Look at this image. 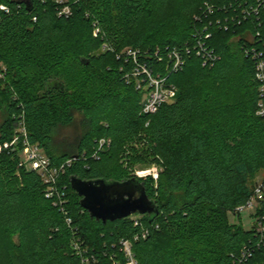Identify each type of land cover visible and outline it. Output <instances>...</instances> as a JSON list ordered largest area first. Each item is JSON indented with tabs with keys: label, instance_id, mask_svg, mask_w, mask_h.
Here are the masks:
<instances>
[{
	"label": "trees",
	"instance_id": "1",
	"mask_svg": "<svg viewBox=\"0 0 264 264\" xmlns=\"http://www.w3.org/2000/svg\"><path fill=\"white\" fill-rule=\"evenodd\" d=\"M260 1L70 0L72 15L65 18L58 17L54 0H0V111L6 115L0 127V264H82L76 239L95 264H113L112 257L124 264L119 241L133 239L141 227L149 235L134 244L140 264H238L245 247L253 255L244 264H264V235L256 224L246 230L237 211L253 196L255 175L264 171L259 86L254 63L242 51L254 32L264 36V7L257 16L242 17L243 9L251 12ZM206 4L213 13L204 14ZM217 20H228V30ZM204 27L220 61L204 67L193 55L181 71L170 73L168 51L193 46ZM128 49L140 51L139 63L178 89L173 103L156 114L143 113L144 91L134 78L127 81L135 68ZM77 108L90 115L92 129L77 155L56 156L49 146L53 128L69 123ZM22 120L31 143L54 164L75 159L57 184L72 227L46 198L37 174L19 169L21 179L16 175L19 158L8 144ZM142 133L165 168L157 188L153 179L130 176L118 161ZM101 139L112 144L96 160ZM128 154L132 162L145 161L135 151ZM72 177L136 178L159 214L152 221L142 215L141 227L130 217L108 224L93 220ZM253 218L264 225V196Z\"/></svg>",
	"mask_w": 264,
	"mask_h": 264
},
{
	"label": "built area",
	"instance_id": "2",
	"mask_svg": "<svg viewBox=\"0 0 264 264\" xmlns=\"http://www.w3.org/2000/svg\"><path fill=\"white\" fill-rule=\"evenodd\" d=\"M58 5V17L69 18L72 15V8L70 5V0H54ZM261 7H264V1H260L257 8L251 9V12L243 9L242 17L246 21L253 14L259 15ZM6 10L5 7H2ZM214 11V6L206 4L205 13L211 14ZM232 21L237 19L231 18ZM235 19V20H234ZM240 18H238V22ZM221 20H217L215 24L224 29L228 30V20L225 23H221ZM99 33V29H96L95 35ZM195 44L189 46L186 44L184 48L169 50L167 58L170 64V73H175L181 71L187 61V57L196 55L201 58L203 66L215 65L220 61V56L214 52L215 50L209 45V39L211 34L207 27H204L201 32L197 33L195 36ZM249 43L244 46L243 50L245 55L254 63V78L259 86V101H258V116H264V36L260 32H254L249 36ZM106 48V47H105ZM126 58L132 59L135 63V68L132 74L126 75L128 83L130 82V77L135 79L137 89H142L146 96L142 101V111L144 114L152 115L156 114L159 108L166 103H171L176 98L177 89L174 85L169 84L166 77L154 75L153 71L148 69L147 64H141L138 61L140 56V51L128 49L125 51ZM159 55V51L157 55ZM112 144L111 139H101L97 143V149L93 158L98 160L101 152H105L110 148ZM8 149L11 153L17 154L19 158V167L25 168L28 172H34L37 174L42 183L46 186L45 196L47 199L54 201V206H59L61 211L67 216L65 209L68 200H66L65 195L62 191L58 190V183L60 178L66 173L67 169L72 166L75 159L67 160L61 164H54L52 159L48 157L47 153L39 147L37 144L31 143L29 135L25 126L24 121H20L18 128L15 132L14 138L10 144H8ZM138 176V175H137ZM139 178V176H138ZM264 196V179L261 183L257 184L254 190V194L248 201L247 205L242 206L237 209L238 212L255 208L258 206L259 201ZM255 206V207H254ZM133 221L135 227L142 226V215H133L130 217ZM263 220L255 221L256 232L258 235H264V225ZM73 222L71 218L67 216V226L72 227ZM140 234L136 235L133 239H121L118 244L119 252L125 260L124 264H140L135 251L134 244L140 239H146L149 235V230L141 227ZM158 229V226L156 227ZM75 232L78 233L77 228ZM73 247L76 254L81 257L82 264H95L97 259L94 255L88 256V250L84 246V243L80 239L73 241ZM253 255L252 248L245 247L242 251L241 256L236 260L238 264H244ZM112 257L113 264H118L117 261Z\"/></svg>",
	"mask_w": 264,
	"mask_h": 264
},
{
	"label": "rangeland",
	"instance_id": "3",
	"mask_svg": "<svg viewBox=\"0 0 264 264\" xmlns=\"http://www.w3.org/2000/svg\"><path fill=\"white\" fill-rule=\"evenodd\" d=\"M3 71L6 70L5 66L2 65ZM177 89V88H176ZM178 92V89H177ZM44 90H40L38 92V96L43 98L46 94H44ZM146 96L144 94L143 98ZM174 101V100H173ZM173 103V102H171ZM5 112L0 111V127L5 120ZM91 118L90 115L82 111L81 109H75L72 112V119L67 124H57L55 128H53V132L51 135V142H49L50 149L52 153L56 156L63 155H77L79 150L80 141L85 138V136L91 131ZM148 139L145 133H142L136 139H132L129 141L125 148L124 152L121 153L120 157H118L119 164L123 170H127L126 172L130 176H136L144 180L153 179L155 183V188L158 187L159 181L161 180V175L163 174L165 168L162 164L160 158L153 156L148 146ZM136 152L137 160L141 159L142 156H145V161L143 162H132L131 158H129L128 153ZM150 158H146L147 155H150ZM20 164V163H19ZM19 169H25L22 167H18L17 177L21 179V171ZM26 170V169H25ZM28 172V170H26ZM138 175V176H137ZM264 179V171L260 172V174H256L253 182L254 185H257L262 182ZM159 196V193H156V197ZM25 199V197L23 198ZM255 207V206H254ZM255 208H250L241 213L242 222L246 230L252 228L255 225V219L253 218L255 213ZM230 221L233 223H237V220L234 219L232 214H230ZM3 240V239H2ZM0 240V242L2 241ZM8 250L5 249L4 251Z\"/></svg>",
	"mask_w": 264,
	"mask_h": 264
},
{
	"label": "water",
	"instance_id": "4",
	"mask_svg": "<svg viewBox=\"0 0 264 264\" xmlns=\"http://www.w3.org/2000/svg\"><path fill=\"white\" fill-rule=\"evenodd\" d=\"M73 190L81 198V206L91 218L104 224L126 219L133 215H149L152 221L159 209L146 194L145 187L136 178L122 182L104 179L87 181L71 178Z\"/></svg>",
	"mask_w": 264,
	"mask_h": 264
},
{
	"label": "crops",
	"instance_id": "5",
	"mask_svg": "<svg viewBox=\"0 0 264 264\" xmlns=\"http://www.w3.org/2000/svg\"><path fill=\"white\" fill-rule=\"evenodd\" d=\"M136 215H139V214H136Z\"/></svg>",
	"mask_w": 264,
	"mask_h": 264
}]
</instances>
